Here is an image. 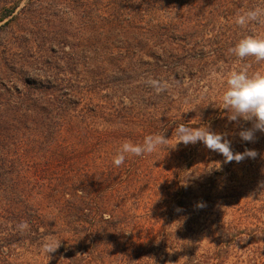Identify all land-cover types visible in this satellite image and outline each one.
<instances>
[{"label": "trees", "instance_id": "16d2710c", "mask_svg": "<svg viewBox=\"0 0 264 264\" xmlns=\"http://www.w3.org/2000/svg\"><path fill=\"white\" fill-rule=\"evenodd\" d=\"M16 6L4 7L5 25L43 26L60 39L38 49L37 73L20 81L17 96L1 98L2 248L50 236L60 246L49 264H151L160 254L181 264H223L233 251L264 264V160L246 157L235 168L180 143L112 163L124 141L164 132L170 138L172 113L209 115L208 101L186 102L180 74L196 78L201 65L219 58L192 21L210 0H28L14 14ZM75 22L82 43L58 57L54 45ZM149 77L166 80L176 97L145 88ZM241 171L248 187L216 188ZM249 187L259 193L244 192ZM220 192L229 203L216 202ZM223 206L228 219L216 225ZM201 236L207 242L198 253Z\"/></svg>", "mask_w": 264, "mask_h": 264}, {"label": "rangeland", "instance_id": "374dc122", "mask_svg": "<svg viewBox=\"0 0 264 264\" xmlns=\"http://www.w3.org/2000/svg\"><path fill=\"white\" fill-rule=\"evenodd\" d=\"M27 1L28 0H0V103L2 97H8L10 94H12V97L17 96L16 89H19L20 81L24 78L30 79L35 76L38 68L36 65L38 55L35 54L38 49H40V47L53 36L60 39L58 31H51L49 28L43 26L41 27V30H35L32 25H25L19 30L15 23L4 24L10 19V17H7L2 20V17L5 14L4 7L17 5L14 10L15 14L26 4ZM258 3H260V0H228L219 2L210 0L211 8L206 9L203 14L193 15L192 21L196 26L195 35L197 37L204 36L207 38L208 43H205L204 46L207 50L209 49L208 52L219 49V58L209 59L203 66L201 65L199 69L202 70L197 73L196 78H189V76L181 75L183 74L181 73L180 76H183L181 83H184L183 88H185L184 93L186 95V102L194 104L200 103L204 100L208 101L210 104L206 107L205 112L209 115L200 118L190 117L191 113L183 108L182 113H172L170 116L177 121L175 124L176 126L179 123H185L186 125L189 124V127L207 126L213 132L223 133L231 142V148L234 153H242L245 149H253L257 152L256 158L262 161L264 160V133L256 131L254 142L243 141L238 133L242 128H251L252 122L240 121V124L237 125L236 122H230L228 120L226 110H221L219 108V96L224 90L222 75L227 71L234 70L240 66L235 58H230L226 55L227 49L246 35H251L257 32L264 33V26L250 25L246 29L240 28L233 23L234 17L237 12L242 11L245 8H250ZM216 4L223 6L217 12L212 9V6H216ZM64 13L65 11L59 13V16H63ZM67 13H72L74 15L75 12L67 11ZM64 33L65 40L61 38L59 45L56 42L58 40L55 41L54 48L59 49L58 57L62 56V52H68L70 49L74 48L78 49V46L82 43L83 34L80 26L76 22L71 27H68ZM197 40L199 41V38H197ZM33 57L35 59L32 60ZM253 70H264V63L260 65L253 64ZM213 73H215V75H213ZM145 81L144 83H146ZM146 86L147 87L145 88L154 90L148 84ZM4 87H11V89H9V92H6ZM151 90H148V92ZM165 93L169 97H176V94H170L169 91H166ZM102 95L109 98L105 92H102ZM116 102L117 101H115V103ZM176 107L178 108L179 106L177 105ZM155 117L159 116L156 115ZM174 143L175 137L173 136L169 146ZM195 146L199 148V151L202 154L209 150L202 142H197ZM211 152L214 157H217L218 161L224 158L222 154H219L218 152ZM133 157L134 156H130L127 159L130 162H133ZM232 164L235 168H241L243 166L235 161H233ZM1 174H3V171L0 169V175ZM226 177L230 180L229 175ZM249 183L250 178L243 177L241 171L237 179H234V181H224V183L218 184L216 188L219 189L225 186L234 187L238 185L248 187L250 185ZM130 188V191L132 192L133 187ZM244 192H248L252 195L259 193L258 190H253L250 187ZM199 195V193H196V196ZM224 195L223 192H220V198L216 202L221 204L229 203V200L224 198ZM192 203L196 205L197 199L192 200ZM240 203L243 204L242 201ZM220 211L221 213L217 218L213 219L214 224L216 225L222 224L228 219L226 216L228 211L224 206L221 207ZM136 214L141 215L142 210L136 211ZM0 215H2L1 212ZM206 219L205 216H198V224L205 225ZM8 225L11 226V224ZM2 228V219H0V264H49V260L54 252L47 254L43 251L42 246L49 238L54 239L53 237L48 236L46 239L37 240H33V238L31 241H24V244H19V246L14 244V246L9 248H2ZM202 228L203 227L201 226L200 229L202 230ZM200 233H203L204 235V231H200ZM206 242V238H202L201 236L200 242H198V247H200L201 250H199L198 253L205 250ZM61 246L64 249L66 248L65 245ZM7 251L9 252L6 253ZM6 255L8 256V259L6 258ZM150 262L151 264H181L182 260L179 258L175 259L173 256L164 257L160 254L156 257L153 256V259L150 258ZM223 264L248 263L246 256L242 252L233 251L225 259Z\"/></svg>", "mask_w": 264, "mask_h": 264}, {"label": "clouds", "instance_id": "9594fccd", "mask_svg": "<svg viewBox=\"0 0 264 264\" xmlns=\"http://www.w3.org/2000/svg\"><path fill=\"white\" fill-rule=\"evenodd\" d=\"M233 23L245 29L250 25L264 26V0L237 12ZM226 55L235 58L240 66L222 75L224 90L219 96V108L226 110L228 120L236 122L237 125L240 121L252 122L251 128H242L238 135L243 141L254 142L256 131L264 133V70H253V64L264 63V33L244 36L227 49ZM145 82L157 95L170 88V84L163 79L149 77ZM173 136L175 143L169 147V140ZM197 142H202L207 149L222 154L225 163L241 162L246 157L257 156V152L251 149L234 153L226 135L213 132L207 126L189 127L185 123H179L170 138H166L164 132L147 135L142 143L124 141L113 156L112 163L115 167H120L130 156L150 155L162 147L174 149L180 143L188 145ZM18 227L24 231L28 225L21 222ZM59 245L60 241L49 238L42 247L49 254L55 252Z\"/></svg>", "mask_w": 264, "mask_h": 264}]
</instances>
